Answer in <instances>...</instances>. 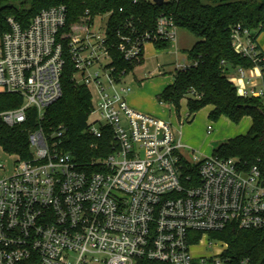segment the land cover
I'll list each match as a JSON object with an SVG mask.
<instances>
[{
    "label": "built area",
    "instance_id": "1",
    "mask_svg": "<svg viewBox=\"0 0 264 264\" xmlns=\"http://www.w3.org/2000/svg\"><path fill=\"white\" fill-rule=\"evenodd\" d=\"M112 13L96 15L92 24L71 35L68 53L75 81L97 89L90 115L94 123L87 132L102 138L101 127L108 126L113 152L84 164L42 127L31 131L32 156H13L10 174L0 163L5 171L0 176V264H254L250 257L235 261L225 254L227 243L206 236L229 224L264 235L261 170L213 154L189 161L181 130L128 104L131 89L123 81L131 71L112 66L109 50ZM106 14L105 30L95 31L97 17ZM67 17V6L57 5L40 11L28 27L8 18L10 30L0 38V93L18 94L24 101L0 111L6 125L25 123L30 108L42 118L61 98ZM139 21L131 15L117 32V49L135 66L142 63L147 42H172L178 28L165 13L153 31L141 30ZM233 46L254 64L229 71L238 95L264 98V85L250 74L264 70L256 41L248 30H236ZM190 65L178 63L176 70ZM212 129L209 125L208 132ZM217 243L225 246L217 254L193 253V246Z\"/></svg>",
    "mask_w": 264,
    "mask_h": 264
},
{
    "label": "trees",
    "instance_id": "2",
    "mask_svg": "<svg viewBox=\"0 0 264 264\" xmlns=\"http://www.w3.org/2000/svg\"><path fill=\"white\" fill-rule=\"evenodd\" d=\"M133 1L0 0V38L10 30L8 18L11 16L23 27H28L32 19L44 9L57 5H66L68 8L67 23L62 29L65 35L62 40L65 57L62 96L47 108L42 118L35 108H30L27 121L23 124L11 127L0 119V147L12 157L28 159L32 156L29 133L42 127L53 141L62 140L64 150L71 152L79 162L89 164L97 158L109 156L113 152L111 129L102 126V138L87 132L94 123L90 116L93 96L88 86L77 83L73 78L76 67L69 57V39L76 33L78 26L92 24L96 15L113 11L108 24L112 66L118 71L130 72L136 66L127 62L117 49L120 25L132 15L140 20L137 26L141 30L153 31L158 16L165 13L197 40L190 49L185 50L191 65L175 71L173 83L157 95L159 102L179 109L181 100L186 99V119L191 122L207 106L212 107L209 112L212 121L225 116L239 123L245 115H249L252 124L248 132L222 142L214 149L213 155L219 158L235 157L244 167L256 165L264 176V98L239 96L228 76L232 68L254 66L248 56L234 48L233 34L236 30H248L260 49L258 37L264 32V0H164L160 4L155 0ZM121 8L123 11H120ZM153 43L161 50L170 47L169 41L158 40ZM23 101L21 95L0 93V111L17 108ZM92 144L97 147H92ZM213 235L227 243L225 254L234 257L235 261L250 257L254 264H264L262 232L229 224L226 229ZM139 264L162 263L141 260Z\"/></svg>",
    "mask_w": 264,
    "mask_h": 264
},
{
    "label": "rangeland",
    "instance_id": "3",
    "mask_svg": "<svg viewBox=\"0 0 264 264\" xmlns=\"http://www.w3.org/2000/svg\"><path fill=\"white\" fill-rule=\"evenodd\" d=\"M108 17L107 14L98 16L93 29L97 32L104 31ZM82 26H78L76 32L83 29ZM194 39L195 36L187 29L178 27L176 39L171 42V46L167 50L157 49L153 42H147L144 46L142 63L136 65L123 81V84L131 89L127 94V101L134 110L171 122L175 130L182 131V142L187 146L183 150V155L189 161H193L194 155L199 157L211 156L214 149L222 142L239 134L247 133L251 127L249 115H245L239 123H234L225 116H222L218 121H212L209 119L211 108L207 106L200 110L191 122L186 119L185 99L181 100L179 109L172 105L171 111L168 106H164L159 102L157 95L167 85L173 83L177 64L191 63L189 59H185L182 50L190 48L194 43ZM107 62V59L103 60V63ZM90 90L93 101L96 103L98 99L97 89L91 85ZM132 98L137 101L139 106L133 107L130 103ZM209 125L213 126L211 132H208ZM176 136L179 137V132ZM14 161L15 158L0 147V163L5 164L6 174L12 172ZM4 174L5 171H0V176ZM214 238L213 234L209 237L206 236V239L209 240ZM224 248L225 246L217 243L214 246L204 244L193 246L192 250L199 257L201 255L217 254Z\"/></svg>",
    "mask_w": 264,
    "mask_h": 264
},
{
    "label": "crops",
    "instance_id": "4",
    "mask_svg": "<svg viewBox=\"0 0 264 264\" xmlns=\"http://www.w3.org/2000/svg\"><path fill=\"white\" fill-rule=\"evenodd\" d=\"M196 37H195V39H194V43L196 42ZM194 43H193V45H194ZM258 44H259V46H260V49H261V51L264 53V32L263 33H261L260 35H259V37H258ZM192 45V46H193ZM170 46H171V42H170ZM191 46V47H192ZM190 47V48H191ZM170 48V47H169ZM169 48H167V49H169ZM190 48H188V49H190ZM167 49H163V50H167ZM188 49H183L182 51H183V53L185 54V59H188V56H187V54L185 53V50H188ZM252 76H253V80H255L258 84L260 83V84H263L264 85V71L262 72V74H261V72H259V71H257V70H252L251 71V73H250ZM171 84V83H170ZM126 99H127V96H126ZM186 100V99H185ZM128 102V101H127ZM187 102V101H186ZM130 103L133 105V107H137V106H139V104L137 103V101L135 100V99H131L130 100ZM129 104V103H128ZM162 105H164V106H168V108H169V110L171 111V108H172V105L171 104H167V103H161ZM208 107H210L211 109H212V107L211 106H208ZM210 109V110H211ZM210 112V111H209ZM186 114H187V106H186ZM163 115H165V114H163ZM251 124H252V120H251ZM235 137V136H234Z\"/></svg>",
    "mask_w": 264,
    "mask_h": 264
},
{
    "label": "water",
    "instance_id": "5",
    "mask_svg": "<svg viewBox=\"0 0 264 264\" xmlns=\"http://www.w3.org/2000/svg\"><path fill=\"white\" fill-rule=\"evenodd\" d=\"M164 0H155V2H157V3H162Z\"/></svg>",
    "mask_w": 264,
    "mask_h": 264
}]
</instances>
